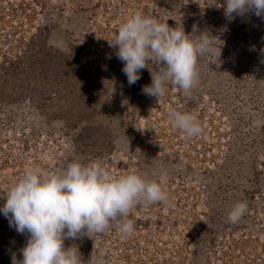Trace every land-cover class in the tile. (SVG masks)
I'll list each match as a JSON object with an SVG mask.
<instances>
[{
  "label": "rangeland",
  "instance_id": "1",
  "mask_svg": "<svg viewBox=\"0 0 264 264\" xmlns=\"http://www.w3.org/2000/svg\"><path fill=\"white\" fill-rule=\"evenodd\" d=\"M222 2L0 0V193L29 167L58 174L74 160L156 179L167 193L130 210L131 234L112 224L66 238L81 264H264V16L228 19ZM136 11L214 36L187 95L171 83L159 99L145 94L147 68L129 85L109 41ZM171 110L195 115L203 132L174 129ZM26 239L0 214V264L20 258Z\"/></svg>",
  "mask_w": 264,
  "mask_h": 264
},
{
  "label": "clouds",
  "instance_id": "2",
  "mask_svg": "<svg viewBox=\"0 0 264 264\" xmlns=\"http://www.w3.org/2000/svg\"><path fill=\"white\" fill-rule=\"evenodd\" d=\"M220 7L228 19L249 12L264 16V0H223ZM211 37L207 30L198 32L196 25L188 34L183 27H172L167 21L136 11L120 24L114 42L109 44L123 62L129 85L147 68L151 84L144 85L142 91L159 99L169 83L186 95L190 92L198 79V56L217 52ZM169 117L172 127L188 137L203 132L197 117L189 112L171 110ZM164 178L161 174L160 180ZM165 199L167 193L158 180L137 173L114 176L99 160H74L58 174L29 167L13 186L0 193V214L10 227L27 236L20 258L12 253L11 264H81L79 249L65 247L66 238L103 233L112 224L118 225L121 233L131 234L135 224L128 218L130 210L139 202ZM246 207L243 202L233 205L229 221L237 222ZM93 264L99 262L93 258Z\"/></svg>",
  "mask_w": 264,
  "mask_h": 264
}]
</instances>
